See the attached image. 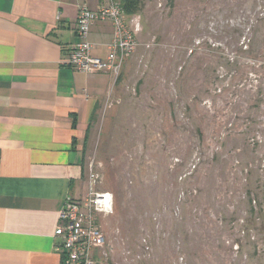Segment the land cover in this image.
Listing matches in <instances>:
<instances>
[{"label":"rangeland","instance_id":"1","mask_svg":"<svg viewBox=\"0 0 264 264\" xmlns=\"http://www.w3.org/2000/svg\"><path fill=\"white\" fill-rule=\"evenodd\" d=\"M90 162L99 264H264V0H141Z\"/></svg>","mask_w":264,"mask_h":264},{"label":"crops","instance_id":"2","mask_svg":"<svg viewBox=\"0 0 264 264\" xmlns=\"http://www.w3.org/2000/svg\"><path fill=\"white\" fill-rule=\"evenodd\" d=\"M106 1L0 0V264H64L59 214L67 199L87 196L118 80L62 62L80 41L79 9ZM113 34L110 22L91 26L94 56H108Z\"/></svg>","mask_w":264,"mask_h":264},{"label":"built area","instance_id":"3","mask_svg":"<svg viewBox=\"0 0 264 264\" xmlns=\"http://www.w3.org/2000/svg\"><path fill=\"white\" fill-rule=\"evenodd\" d=\"M97 22H110L113 25V40L106 58L92 54L93 45L89 41V33L91 26ZM132 23L135 29L130 25L120 0H107L97 10L81 7L74 24L80 41L62 63L84 74H112L116 82L127 58L138 47L137 32L140 28L136 27L138 23L135 20ZM98 179L91 163L86 198L81 201L67 199L59 214L56 234L62 239L65 264H99L96 253L104 252L107 246V236L100 226V219L113 213L114 201L111 193L96 190Z\"/></svg>","mask_w":264,"mask_h":264},{"label":"trees","instance_id":"4","mask_svg":"<svg viewBox=\"0 0 264 264\" xmlns=\"http://www.w3.org/2000/svg\"><path fill=\"white\" fill-rule=\"evenodd\" d=\"M124 13L128 17L139 15L142 11L141 0H120ZM65 264V262H64Z\"/></svg>","mask_w":264,"mask_h":264},{"label":"water","instance_id":"5","mask_svg":"<svg viewBox=\"0 0 264 264\" xmlns=\"http://www.w3.org/2000/svg\"><path fill=\"white\" fill-rule=\"evenodd\" d=\"M139 21H140V17L137 16V17L135 18V22L138 23Z\"/></svg>","mask_w":264,"mask_h":264}]
</instances>
